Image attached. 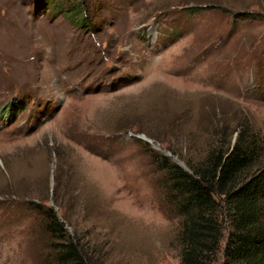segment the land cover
<instances>
[{"label": "rangeland", "instance_id": "obj_1", "mask_svg": "<svg viewBox=\"0 0 264 264\" xmlns=\"http://www.w3.org/2000/svg\"><path fill=\"white\" fill-rule=\"evenodd\" d=\"M82 2L0 0V264H53L33 205L93 264H178L159 158L264 155V0Z\"/></svg>", "mask_w": 264, "mask_h": 264}, {"label": "trees", "instance_id": "obj_2", "mask_svg": "<svg viewBox=\"0 0 264 264\" xmlns=\"http://www.w3.org/2000/svg\"><path fill=\"white\" fill-rule=\"evenodd\" d=\"M78 13L84 18L82 9ZM238 129L232 145L211 150L186 171L159 158L180 217L178 264H214L224 234L219 264H264V155L254 134L243 125ZM33 206L53 243V264H93L51 208Z\"/></svg>", "mask_w": 264, "mask_h": 264}, {"label": "water", "instance_id": "obj_3", "mask_svg": "<svg viewBox=\"0 0 264 264\" xmlns=\"http://www.w3.org/2000/svg\"><path fill=\"white\" fill-rule=\"evenodd\" d=\"M143 140H145V139H143ZM146 142H148L149 143V141H147V140H145ZM175 162H177V165L179 166V167H181L183 170H185L186 171V169L178 162V161H176L175 160Z\"/></svg>", "mask_w": 264, "mask_h": 264}]
</instances>
